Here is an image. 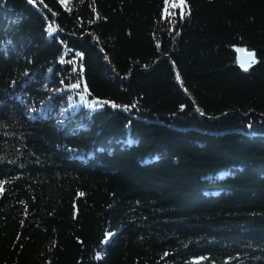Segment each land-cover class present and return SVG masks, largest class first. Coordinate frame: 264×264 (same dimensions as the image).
Instances as JSON below:
<instances>
[{
  "label": "trees",
  "instance_id": "obj_1",
  "mask_svg": "<svg viewBox=\"0 0 264 264\" xmlns=\"http://www.w3.org/2000/svg\"><path fill=\"white\" fill-rule=\"evenodd\" d=\"M173 5L0 0V264H264V0Z\"/></svg>",
  "mask_w": 264,
  "mask_h": 264
},
{
  "label": "water",
  "instance_id": "obj_2",
  "mask_svg": "<svg viewBox=\"0 0 264 264\" xmlns=\"http://www.w3.org/2000/svg\"><path fill=\"white\" fill-rule=\"evenodd\" d=\"M249 53L254 54V60L257 61V57L255 52L246 51L243 46L238 47V55H237V61L239 64L250 67L253 63L251 62V58L249 57Z\"/></svg>",
  "mask_w": 264,
  "mask_h": 264
},
{
  "label": "snow or ice",
  "instance_id": "obj_3",
  "mask_svg": "<svg viewBox=\"0 0 264 264\" xmlns=\"http://www.w3.org/2000/svg\"><path fill=\"white\" fill-rule=\"evenodd\" d=\"M62 2H64L65 4L67 3V0H62ZM176 6H181V18H183L184 16V7H186V0H180V5H173V7H176ZM169 15L171 13H168ZM50 31H54V29L50 26ZM249 57L251 58V62L252 63H255V60H254V54L252 53H249ZM78 86V85H77ZM115 106V105H113ZM0 191H3V187H2V184H0Z\"/></svg>",
  "mask_w": 264,
  "mask_h": 264
}]
</instances>
